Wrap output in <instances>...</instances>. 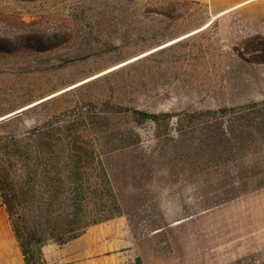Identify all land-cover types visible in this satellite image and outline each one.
Segmentation results:
<instances>
[{
    "label": "rangeland",
    "instance_id": "1",
    "mask_svg": "<svg viewBox=\"0 0 264 264\" xmlns=\"http://www.w3.org/2000/svg\"><path fill=\"white\" fill-rule=\"evenodd\" d=\"M222 6L0 0V163L58 126L119 210L48 264H264V31Z\"/></svg>",
    "mask_w": 264,
    "mask_h": 264
},
{
    "label": "trees",
    "instance_id": "2",
    "mask_svg": "<svg viewBox=\"0 0 264 264\" xmlns=\"http://www.w3.org/2000/svg\"><path fill=\"white\" fill-rule=\"evenodd\" d=\"M58 129L32 132L27 140L42 144L41 151L13 153L0 163V206L24 264H48L42 251L47 243H66L119 212L109 180L104 185L90 180L89 170L80 166L88 156Z\"/></svg>",
    "mask_w": 264,
    "mask_h": 264
},
{
    "label": "crops",
    "instance_id": "3",
    "mask_svg": "<svg viewBox=\"0 0 264 264\" xmlns=\"http://www.w3.org/2000/svg\"><path fill=\"white\" fill-rule=\"evenodd\" d=\"M221 3L223 6L215 16L230 11H244L254 23L263 25L261 31H264V0H221ZM0 208H2V206H0ZM1 210L2 209H0V224L7 223L8 227H5V230H2L0 227V264H24L16 241L12 235L5 210L4 213ZM12 239L15 241V246L11 241ZM18 254H20V258Z\"/></svg>",
    "mask_w": 264,
    "mask_h": 264
},
{
    "label": "bare ground",
    "instance_id": "4",
    "mask_svg": "<svg viewBox=\"0 0 264 264\" xmlns=\"http://www.w3.org/2000/svg\"><path fill=\"white\" fill-rule=\"evenodd\" d=\"M214 17H216V16H214ZM214 17H211L208 23H210L211 20H212ZM208 23H207V24H208ZM207 24H206V25H207ZM206 25H204V27H205Z\"/></svg>",
    "mask_w": 264,
    "mask_h": 264
},
{
    "label": "water",
    "instance_id": "5",
    "mask_svg": "<svg viewBox=\"0 0 264 264\" xmlns=\"http://www.w3.org/2000/svg\"><path fill=\"white\" fill-rule=\"evenodd\" d=\"M1 120V119H0Z\"/></svg>",
    "mask_w": 264,
    "mask_h": 264
}]
</instances>
